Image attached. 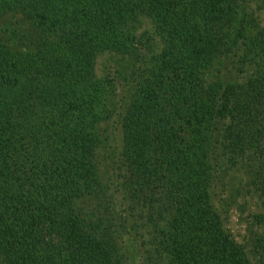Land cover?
Wrapping results in <instances>:
<instances>
[{
    "label": "trees",
    "instance_id": "trees-1",
    "mask_svg": "<svg viewBox=\"0 0 264 264\" xmlns=\"http://www.w3.org/2000/svg\"><path fill=\"white\" fill-rule=\"evenodd\" d=\"M248 1L0 0L36 45L0 42V264H125L128 225L145 264H253L226 223L246 196L264 264V26ZM106 51L132 71L98 77ZM115 115L120 211L97 167Z\"/></svg>",
    "mask_w": 264,
    "mask_h": 264
},
{
    "label": "rangeland",
    "instance_id": "rangeland-1",
    "mask_svg": "<svg viewBox=\"0 0 264 264\" xmlns=\"http://www.w3.org/2000/svg\"><path fill=\"white\" fill-rule=\"evenodd\" d=\"M248 12L253 15L258 21L259 26H264V9L260 8L257 0L248 1ZM143 28L151 30V21L144 18ZM254 30L256 27L253 28ZM31 26L29 22L20 13H8L5 17L0 18V42L1 44L17 51L36 50L35 43H31ZM32 37L35 38V33L32 32ZM134 57L120 55L110 51L102 53L96 63V74L98 77H105L110 69V66H124L126 74L132 71L134 65ZM110 85V84H109ZM126 87L120 90V94L124 93ZM110 94V86L108 88ZM123 130L122 122L118 115L111 119L102 122L101 124V142L97 150V167L104 190L110 186L113 181V188L115 189V199L117 202V210H121L123 203L122 196L119 192L117 183L119 180L118 171H116L118 155L122 149ZM243 181L242 175L238 174L235 180L230 182V189L233 185H237ZM244 182V181H243ZM92 200L84 199L80 201V206L87 207ZM259 210L257 198L251 196L240 197L239 204L232 207L227 216L226 223L236 239L246 246L247 252L253 264H260L250 253L248 245L249 228L252 222V214ZM124 217V215H121ZM128 233L125 234V264H145L143 258L145 255L140 252V244L142 239L134 234L132 226L127 227ZM149 237V236H147ZM142 253V256H140ZM142 257V258H141Z\"/></svg>",
    "mask_w": 264,
    "mask_h": 264
}]
</instances>
